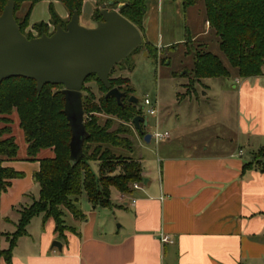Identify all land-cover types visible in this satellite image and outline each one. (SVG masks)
I'll return each instance as SVG.
<instances>
[{"label": "crops", "instance_id": "crops-1", "mask_svg": "<svg viewBox=\"0 0 264 264\" xmlns=\"http://www.w3.org/2000/svg\"><path fill=\"white\" fill-rule=\"evenodd\" d=\"M21 3L29 4L31 14L36 4L44 5L47 16L29 20L30 25L43 21L49 30L55 29L52 12L61 21H69V11L61 0H22ZM87 3L92 6L90 14L82 12ZM110 3L111 0L103 4L83 0L79 13V18L83 17L82 25L94 26L93 10L102 6L111 9ZM145 4L140 31L143 43H149L160 53L161 48L181 41L182 32L164 38L161 23L173 9L179 15L182 12L185 19L187 10L196 4L186 8L180 0H146ZM19 10L20 7L15 12L16 17ZM24 15L17 18L21 20ZM184 24L185 44L213 31L206 18L200 32L190 31L186 21ZM216 38L218 44L217 35ZM143 51L148 55L144 47L139 52ZM131 56L130 62L134 63ZM126 70H129L127 65H123L113 74L118 77ZM229 73L223 82L203 83L190 79L186 92L177 94V98H191L197 93L195 84L199 83L205 89L202 93L211 91L218 97L217 111L213 113L216 115L205 116L192 129L191 135L199 136V143L175 145V140L184 141L181 132L172 141L167 132V136L160 138L152 135L151 139L154 138L161 151L156 172L145 171L141 161L136 159L142 167L143 182L138 183L137 188L131 185L130 193L111 188L108 207L93 206L86 198L87 203L82 201L78 205L84 214L88 213L85 219H76L66 211L65 222L68 221L67 225L73 230L65 231L62 239L54 230L53 219L43 221L41 215L33 217L39 228L33 229L35 236L27 231L18 239L11 264H264V172L254 166L242 170L245 163L253 160L254 153L264 148V71L247 78L239 77L237 71ZM152 103L156 105V101ZM191 115L192 121H199L201 117L197 111H192ZM230 125L234 126L235 142L231 139L227 146L209 145L207 130L226 129ZM133 133V138H142L135 129ZM160 141L164 142L159 144ZM25 154L26 146L16 160L4 162L22 176L12 179L1 193L0 220L3 222H11L7 213L24 201L35 184L33 175L39 169V161L27 160ZM113 189L117 192L114 197ZM110 214L119 222L116 229L110 222L106 225L98 222ZM1 233L7 232L0 231V248H5L8 242ZM163 236L168 241H162ZM55 240L61 243L60 249L51 246ZM0 264H6L3 258Z\"/></svg>", "mask_w": 264, "mask_h": 264}, {"label": "trees", "instance_id": "trees-1", "mask_svg": "<svg viewBox=\"0 0 264 264\" xmlns=\"http://www.w3.org/2000/svg\"><path fill=\"white\" fill-rule=\"evenodd\" d=\"M8 0H0V14ZM14 1V16L20 31L27 37L50 34L47 23L40 21L29 24L30 9L21 20L15 12L22 0ZM37 0H33L35 2ZM68 9L80 13L83 0H61ZM107 0H97L103 4ZM146 0H111L108 5L133 23L142 31L143 18L146 12ZM186 8L200 0H180ZM205 18L218 37L220 51L226 57L230 66L234 67L241 78L257 76L264 71V0H201ZM99 7L92 13V19L101 20ZM51 21L55 26L66 22L61 21L52 12ZM201 46V45H199ZM144 47L154 61L159 58L157 48L142 42L127 58L116 66L127 63L132 70L134 63L130 56ZM172 47V46H171ZM115 67L110 72L111 87L118 88L125 96L119 105L114 97H105L107 88L95 74L88 76L82 86V108L86 137L83 140V156L73 162L69 158V141L71 137L68 121L63 114V93L61 85L45 84L40 92L36 90V82L24 77H10L0 83V196L5 192L14 178L22 176L21 172L5 166L4 162L18 158V144L12 130L13 113L18 118V126L22 130L26 143L27 160H38L39 169L34 173L37 182L38 197L30 204L20 205L17 209L19 218L15 230L1 233L6 237L8 245L0 248V258L6 264H11L12 251L18 239L27 233L31 219L41 215L43 221L51 218L54 230L59 239L64 232L73 230L65 223V212H70L76 219H85V214L78 207L79 196L85 192L87 200L93 206L108 207L111 205V188L120 193H130L133 183H141L142 167L138 160L124 152L133 150V129L139 133L132 119L142 114L137 103L129 102L133 88L127 77H111ZM192 79L225 78L230 75L228 68L212 52L202 48L195 51ZM94 80L102 95L96 97L85 83ZM53 88H56L53 91ZM83 92H85L83 94ZM101 116V117H100ZM105 116V117H103ZM143 130V128H142ZM52 149V155L40 157L41 151ZM96 165V170L92 164ZM257 167L264 172V148L254 153L251 162L242 166Z\"/></svg>", "mask_w": 264, "mask_h": 264}, {"label": "rangeland", "instance_id": "rangeland-1", "mask_svg": "<svg viewBox=\"0 0 264 264\" xmlns=\"http://www.w3.org/2000/svg\"><path fill=\"white\" fill-rule=\"evenodd\" d=\"M28 6V3H24L22 6H19L20 10L17 13V17H19L21 14H25L29 8ZM43 6L44 5L41 3L36 4L32 14L30 10L28 20L37 21L45 18L47 14L45 13V8ZM91 7L92 6L90 3L85 4L82 8V12L90 14V12H92ZM204 19V6L201 0L198 1L194 8L187 10L185 19L182 12L179 15V13L173 9L168 13V15L164 16V19L161 23V31L164 35V38L170 35L174 37L177 35V32H182L180 34L181 41H176V44H174L172 47L165 46L161 48V52L159 53V58L157 61H154V59L149 55H144L145 51L133 54L131 57L133 58L135 67L132 70L121 72V76L128 77L130 79V85L133 88V96L138 100L137 106L141 109L143 115L146 116L147 125L143 126L144 131L151 135H153L155 132H167L171 141L179 134V132H181L184 136V141L175 140V145H178V142L181 144L190 141L199 143L200 137L191 135L193 133L192 129L197 124L202 122V118L205 116L206 118H209L210 114L211 116L216 115L213 113H216L219 102L218 97L214 96L213 92L207 91L206 94L202 93L201 91H205V89L203 88V85L199 83L195 84V89L197 92L196 95H192L191 98L188 96H184V98H181L180 96V98H177L178 93L183 94L186 92V89H188L189 80L193 78L191 70L193 67L195 51L200 48L210 51L219 57V59L227 66L230 72L236 71L234 67L229 65L226 57L220 51L216 42L217 38L214 31H211L209 34L206 33L201 35L192 43H183V41L187 40L186 34L184 35L185 21L190 27V31L192 30L195 32H200L202 30ZM82 20L83 17L79 18V23L81 25ZM157 34L158 31L155 30V35ZM199 44L204 45L199 46ZM126 64L127 63L123 65L126 66ZM123 65L121 66L123 67ZM121 66H116L115 73L119 72V68ZM111 77H115V74H112ZM216 79L208 78L201 79L200 81L203 83H209L212 81L223 82L228 78ZM85 87L86 89H90L96 97L102 95V91L99 89L98 84L94 80L86 82ZM55 89L56 88H53V91H55ZM84 93L85 92H83V94ZM146 97L152 102L156 101V105L154 104L156 113L154 115H150L146 112L148 106L143 103L144 98ZM192 111L199 112V115L201 116L199 121H192ZM11 119L13 135L15 137L16 143L18 144V156H21L24 153V147L26 146V143L24 141L22 130L18 126V118L15 113L12 114ZM156 119H158V122ZM233 128L234 126L230 125V127L226 129L214 127L211 128V130H207L206 133L207 135L209 134V139H207L209 145L215 143L227 146V143H231V139H234L235 142ZM214 134L218 135V138H215ZM132 135L134 137V133ZM133 141L134 145L132 152H124L125 155L128 154L132 158L140 160L145 171H148L149 173L156 172L158 161L157 157L161 151H158V144H156L154 138L151 139L150 142H145L143 137L133 138ZM163 142L160 141L159 144H162ZM225 142L226 144H224ZM41 152H43V154L39 155H42V157L47 156L48 154L52 155V149H46ZM92 167L94 170H96V165H94V163L92 164ZM34 183L35 184L33 188L28 192V196L24 198V201L20 205H28L33 201L34 198L36 199L38 197L39 186L36 181H34ZM114 193L116 194L117 192L113 189V197L115 195ZM81 194L82 195L79 196L78 205L82 201L87 203L85 192L82 191ZM20 205L15 206L14 210H10L7 213L6 216H8L11 222L7 223L0 220V231L12 232L15 230L14 224L19 218L17 209L20 208ZM82 207H84V204ZM79 209H81V206ZM87 214L88 213H85V215ZM36 221V218L32 219L27 227L28 233L33 236H35L33 229L39 228V225L37 224L38 222ZM98 222H101L102 225H106L108 222H110V224H112L115 229L119 224L112 214H110V216L106 215L101 217ZM65 223L69 224L68 221Z\"/></svg>", "mask_w": 264, "mask_h": 264}, {"label": "water", "instance_id": "water-1", "mask_svg": "<svg viewBox=\"0 0 264 264\" xmlns=\"http://www.w3.org/2000/svg\"><path fill=\"white\" fill-rule=\"evenodd\" d=\"M100 15L101 20L87 27L79 23V14L73 11L65 26L59 23L49 35L27 38L14 16L13 0L7 1L0 14V83L18 76L33 79L38 93L45 84L62 86L63 114L71 132L69 158L74 163L83 156L82 145L87 135L82 108L85 79L95 74L108 89L105 97H114L122 105L125 93L111 87L109 75L143 42L140 30L117 8L102 6ZM128 101L138 102L133 95ZM132 124L143 134L146 116L136 115ZM151 136L144 133V141L149 142ZM51 246L60 249L61 243L55 240Z\"/></svg>", "mask_w": 264, "mask_h": 264}, {"label": "built area", "instance_id": "built-area-1", "mask_svg": "<svg viewBox=\"0 0 264 264\" xmlns=\"http://www.w3.org/2000/svg\"><path fill=\"white\" fill-rule=\"evenodd\" d=\"M143 103H144L146 106H148V109H147V111H146L148 114L152 115V114H154V113L156 112V109L154 108L153 103L150 101V99H148L147 97L144 98ZM153 136H154L155 138H160V137H163V136H167V133L165 132V133L162 134V133H159V132H155V133L153 134ZM132 187H133V188H137V187H138V183H133V184H132ZM161 240H162V241H168V238L165 237V236H163Z\"/></svg>", "mask_w": 264, "mask_h": 264}]
</instances>
